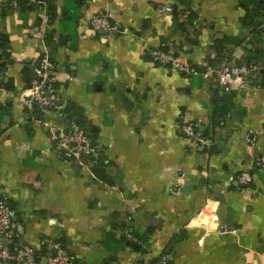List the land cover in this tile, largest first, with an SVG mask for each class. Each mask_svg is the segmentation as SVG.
I'll return each instance as SVG.
<instances>
[{
	"label": "crops",
	"instance_id": "1",
	"mask_svg": "<svg viewBox=\"0 0 264 264\" xmlns=\"http://www.w3.org/2000/svg\"><path fill=\"white\" fill-rule=\"evenodd\" d=\"M67 3L56 0L53 17L43 0H0L10 53L0 69L9 84L0 86V197L12 205L16 241L38 252L61 242L78 264H264V20L246 18L254 6L88 0L73 36L61 30ZM100 12L113 29L92 27ZM49 30L64 111L35 120L18 93L49 53ZM155 50L198 73L161 66ZM227 63L255 72L223 89ZM75 119L98 145L86 168L55 148L46 125ZM188 123L210 142L188 139Z\"/></svg>",
	"mask_w": 264,
	"mask_h": 264
},
{
	"label": "built area",
	"instance_id": "2",
	"mask_svg": "<svg viewBox=\"0 0 264 264\" xmlns=\"http://www.w3.org/2000/svg\"><path fill=\"white\" fill-rule=\"evenodd\" d=\"M28 1L36 3L40 0ZM162 10L172 12L173 7L165 5ZM91 25L94 29H113L110 15L105 12L93 15ZM151 54L153 60L161 66L193 71L189 65L179 61L171 50H155ZM1 62L0 58V65ZM254 72V68L249 64L227 63L218 71V85L223 89L243 86ZM204 75L207 77L208 74ZM57 80L58 71L49 57L48 50H45L34 70L32 80L18 93L26 112L32 113L35 107H38L42 111L49 110L63 115L64 106L59 103L60 98L56 90ZM46 125L49 128L50 139L61 154L75 161L80 167L86 168L91 165V160L98 154V145L83 126L75 120L63 126L49 123ZM183 130L186 137L193 140L196 145H207L210 142L194 123L186 124ZM239 179L247 185L251 183L253 177L250 173H244ZM17 226L13 219L11 203L6 197H0V264H76L74 257L66 253L63 244L57 241L47 242L46 255L39 257L35 248L16 241Z\"/></svg>",
	"mask_w": 264,
	"mask_h": 264
},
{
	"label": "trees",
	"instance_id": "3",
	"mask_svg": "<svg viewBox=\"0 0 264 264\" xmlns=\"http://www.w3.org/2000/svg\"><path fill=\"white\" fill-rule=\"evenodd\" d=\"M43 1L45 3L47 2V4H46L47 10L54 17L57 14L56 13V5H55L56 0H43ZM87 1L88 0H68V3L64 7L63 13H62V19H61V30H62V32H64V33L67 32V33H69V35L74 36V28L76 27V25L79 21V18L81 17V8ZM252 5L254 6L253 12H249L248 16H246V18H250L252 20H256V19L260 18V19L264 20V13H263L264 2H260V1H256V0L255 1L254 0H245V7H249ZM71 31L73 32V34L71 33ZM2 41H4V42H2ZM5 41L6 40L4 38H2V39L0 38V47L3 49L5 47L4 46ZM46 45L49 48V57H50L51 61H54L55 50H56L57 46L59 45V40L57 38H55V32L52 30L47 31ZM0 58L2 59V62L0 65V69L2 70V67H4L5 64H7L9 59H10V53L4 49V51L2 53H0ZM0 86H5V87L9 88V84H5L1 77H0ZM42 113H43V111L40 108L35 107L34 111H32V113H29V114L32 116V119L40 120L42 117ZM3 115H4V109L0 104V136L5 131V129L2 128ZM75 121L77 123H79L81 126H83L82 123L80 121H78L77 119H75ZM95 159H96V161H98L100 163V165L101 164L104 165L103 158L100 159L99 157H97ZM95 171L97 173H99L98 170H95ZM46 253H47V246L44 247L43 251L38 252V256L40 257L43 255H46ZM74 260H75L76 264H78V262L75 258H74Z\"/></svg>",
	"mask_w": 264,
	"mask_h": 264
},
{
	"label": "water",
	"instance_id": "4",
	"mask_svg": "<svg viewBox=\"0 0 264 264\" xmlns=\"http://www.w3.org/2000/svg\"><path fill=\"white\" fill-rule=\"evenodd\" d=\"M66 40L65 37H62V42H64ZM255 63V62H254ZM252 75H250L249 77H251ZM59 103L62 105L63 104V100H60ZM222 108H224V105H222ZM8 117L5 118V120H7ZM136 247H138V245H136ZM67 253V252H66Z\"/></svg>",
	"mask_w": 264,
	"mask_h": 264
}]
</instances>
